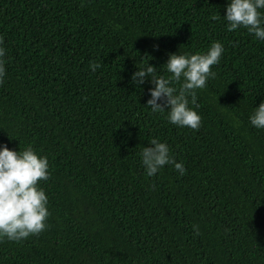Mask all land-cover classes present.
I'll return each instance as SVG.
<instances>
[{
  "label": "trees",
  "instance_id": "trees-1",
  "mask_svg": "<svg viewBox=\"0 0 264 264\" xmlns=\"http://www.w3.org/2000/svg\"><path fill=\"white\" fill-rule=\"evenodd\" d=\"M227 3L0 0V145L32 146L50 172L46 229L0 242V264H264V129L248 120L264 100V41L226 30ZM213 41L225 51L196 90L199 130L151 112L138 67L166 78L170 53ZM152 138L183 176H146Z\"/></svg>",
  "mask_w": 264,
  "mask_h": 264
},
{
  "label": "clouds",
  "instance_id": "clouds-1",
  "mask_svg": "<svg viewBox=\"0 0 264 264\" xmlns=\"http://www.w3.org/2000/svg\"><path fill=\"white\" fill-rule=\"evenodd\" d=\"M223 19L227 31L243 28L258 41H264V0H228ZM224 51L220 41H213L205 52L170 53L163 65L170 74L166 78L148 62L132 74L131 82L139 86L147 80L153 85L148 89L150 98L146 104L151 112L167 111L168 123L199 130L202 118L196 110L199 107L196 90L204 89L207 81L215 77L212 66L219 64ZM5 55L0 38V82L6 75ZM100 67L99 63L89 64L93 72ZM248 120L252 127L264 129V100L254 107ZM140 162L147 177L156 175L166 165H171L180 176L186 172L183 163L170 155L169 145L159 138H152L148 146L142 148ZM49 177L48 158L38 154L32 146L16 151L0 145V242H20L46 229L49 200L41 182ZM194 230L198 235L195 226Z\"/></svg>",
  "mask_w": 264,
  "mask_h": 264
}]
</instances>
